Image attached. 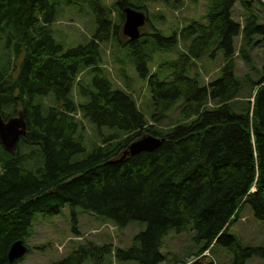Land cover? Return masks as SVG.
<instances>
[{
  "label": "trees",
  "instance_id": "1",
  "mask_svg": "<svg viewBox=\"0 0 264 264\" xmlns=\"http://www.w3.org/2000/svg\"><path fill=\"white\" fill-rule=\"evenodd\" d=\"M186 1L197 2L116 0L108 7L102 0H0V40L11 56L5 60L4 53L0 59V115L7 120L21 111L27 127L15 154L0 144V264L23 260L7 259L17 240L30 251L26 240L35 214L55 216L65 206L121 231L133 222L145 225L127 249L115 250L118 262L160 264L168 232L188 230L196 243L204 244L200 254L213 244L232 256L230 264L264 261V246L242 248L228 234L243 206L264 221V75L255 82L247 77L257 90L245 112L231 106L240 91L234 40L241 38L238 53L250 62L254 38L264 40V23L257 24L246 0H206L205 22L191 20L169 36L154 27L135 41L121 33L125 8L148 14V3L179 10ZM256 1L264 8V0ZM236 3L248 12L242 24L232 18ZM84 5L94 31L87 43L65 49L50 28L56 9ZM115 9L118 24L110 21ZM146 23L151 26L149 19ZM111 42L128 51L137 77L146 83L153 105L148 120L130 93L114 87L103 67L102 47ZM177 45L176 59L158 64L168 69L161 81L149 64ZM218 52L223 56L220 75L201 86L198 62ZM84 72L89 83L79 79ZM35 97H50L52 105L46 109ZM179 101L181 122L165 132L156 129ZM77 113L97 127L100 140L85 159L73 162L84 152ZM102 128L117 131L105 138ZM148 135L161 141L158 148L123 157L133 142ZM30 153H39L35 170H30ZM71 231L77 233L75 219ZM84 246L51 264H83L92 258L100 263L110 252L108 246Z\"/></svg>",
  "mask_w": 264,
  "mask_h": 264
},
{
  "label": "rangeland",
  "instance_id": "2",
  "mask_svg": "<svg viewBox=\"0 0 264 264\" xmlns=\"http://www.w3.org/2000/svg\"><path fill=\"white\" fill-rule=\"evenodd\" d=\"M102 1L110 7L116 0ZM246 1L251 4L250 13L259 18L257 24L263 25V6L256 0ZM145 7L147 8V17L151 26L146 25L141 29L140 32L142 35L150 34L152 27H154L155 29H160L164 36H169L172 31L184 27L191 20L206 21L204 18L205 9L207 8L206 0H197L196 3L186 1L184 7L179 10L171 9L170 5L169 8H167L162 3H148ZM116 9L112 10L113 13L110 18V21L114 24H118L119 22ZM247 13L248 12L244 11L239 3H236L233 7L232 18L237 23L242 24ZM94 26L93 16L86 5L80 6V8L61 6L56 9L55 20L50 28L54 32L55 40L66 49L87 43L94 31ZM240 43L241 38L237 37L234 40V49H236V53L233 59L234 75L240 84V91L238 98H236L231 105L233 110L237 113L245 112V106L247 103L251 102L252 98L250 99V97L255 94L256 88L253 89L252 83L247 82V77L255 82L260 80L264 75V40L262 37L254 38L255 45L248 51L250 62H243L241 55H239L238 44ZM177 50H180L179 45L169 53L156 55L155 61L149 64V69H151L150 73L158 71L157 76L159 80H164L163 74L167 73L168 69L166 67L158 68V64L176 59L175 51ZM6 52L7 49L5 48L4 40H0V59L4 53L6 55L3 59H11L10 54ZM102 52L104 59L103 67L108 72V77L114 87L130 93L137 107L145 116V119H150L153 112L151 96L146 83L137 77L132 62H129L131 61V57H129L128 51H125V49L119 50L116 47V43L111 42L107 46L102 47ZM222 57L221 53H217L214 59L207 58V60L202 59L198 62L197 70L200 73L201 86L219 77L220 67L223 62ZM6 63H8V61H2V64ZM253 69L256 70L253 71ZM89 78L90 76L86 72L79 77V79L85 83H89ZM34 102L43 104L46 109L49 105H52L50 97H35ZM181 102L182 101H179L168 115L166 114V117L156 125V129L165 132L168 128L181 122L178 114V110L180 113L182 107V105L179 106L178 104ZM76 118L81 126L78 134L83 138L82 145L84 152L74 157L72 160L73 162L85 159L92 153L95 145H97V140H100L99 131L95 125L82 119L78 113ZM116 131L115 129L108 128L101 129L105 138L113 137V133H116ZM22 151L25 153L28 152V150L24 148H22ZM30 155V170H35L37 169L38 162L40 163L39 153L35 155L34 153H30ZM73 219H75L77 223V232L83 234L92 230L97 231L91 234L89 240L84 243V245H86L84 246L85 249H89L92 245L96 247L108 246L110 249V252L104 255L102 260H99L100 263H95L94 258H92L88 259V261L83 264H136L134 261H129L127 263L116 261L112 251H115V249H127L131 245L133 237L144 230L145 225L143 223L133 222L122 230V232L118 231L116 234L109 226L101 228L104 222L109 221L95 218L94 215L85 213L78 207L74 209L72 214L68 206H65L61 212L55 216L44 217L41 214L34 215L31 237L26 240L30 251L24 256L20 264H51L65 257L64 255L69 253L74 246V243L65 240L67 237L74 235V232L71 233ZM228 234L234 237L242 248L263 247L264 221L254 219L249 207L243 206L239 211L236 221L228 229ZM193 235L194 233L191 230L181 234L169 231L168 235L163 240L160 253L163 255L164 259L160 264L231 263L233 259L232 256L217 245H212L210 250L206 249L207 251L205 250L204 253L200 254L199 252L204 244L196 243L193 240ZM64 243L67 244V248L63 254H61L57 250L56 245L61 247ZM94 255L98 256V253L95 252ZM246 264H264V261L258 258H252L248 260Z\"/></svg>",
  "mask_w": 264,
  "mask_h": 264
},
{
  "label": "water",
  "instance_id": "3",
  "mask_svg": "<svg viewBox=\"0 0 264 264\" xmlns=\"http://www.w3.org/2000/svg\"><path fill=\"white\" fill-rule=\"evenodd\" d=\"M124 21L122 24V35L129 41L138 40L141 36L140 30L144 28L147 16L132 8L123 10ZM27 127L22 112H17L16 116L4 121L0 116V144L4 151L9 154H15L18 142L21 138H25ZM161 141L152 136H144L133 142L123 157H133L141 152H152L159 147ZM264 182V177H263ZM27 247L22 240L13 242L8 250L7 259L9 263H13L21 259L27 253Z\"/></svg>",
  "mask_w": 264,
  "mask_h": 264
}]
</instances>
